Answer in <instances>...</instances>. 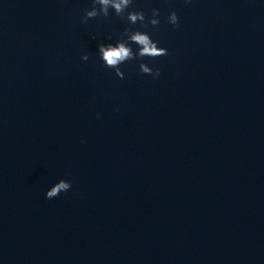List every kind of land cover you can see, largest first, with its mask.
Instances as JSON below:
<instances>
[{"label":"water","instance_id":"water-1","mask_svg":"<svg viewBox=\"0 0 264 264\" xmlns=\"http://www.w3.org/2000/svg\"><path fill=\"white\" fill-rule=\"evenodd\" d=\"M93 2L0 0V264H264V0Z\"/></svg>","mask_w":264,"mask_h":264},{"label":"clouds","instance_id":"clouds-1","mask_svg":"<svg viewBox=\"0 0 264 264\" xmlns=\"http://www.w3.org/2000/svg\"><path fill=\"white\" fill-rule=\"evenodd\" d=\"M132 0H94L92 10H86V15L84 16V22H87L90 18H95L99 15L104 17L109 16V7L115 10L117 16L124 17L126 10L131 6ZM96 5L100 7L97 8ZM153 19H151L150 24L152 26H157L160 21L155 17L160 15L158 9H153L152 11ZM127 20L131 25H135L138 22L142 24L143 27H147L145 24L146 17L143 12H130L127 15ZM170 24L174 26H179V20L177 14L172 12L168 17ZM127 37V40H122L117 42L116 45L100 43L98 46V51L101 55L104 66L107 68L115 69L116 75L120 79H124V73L120 69V65L127 61L144 58L156 59L162 56L168 55L165 48L158 47V42H154L147 33H142L140 31H131L129 28L123 33ZM94 38V37H93ZM134 43L138 46V51L133 52V49L129 46ZM82 60L88 61L89 56L83 55ZM140 70L145 75H151L154 79H158L161 75V71L156 69L155 71L145 63L139 65ZM119 111V109H116ZM71 182L66 180H61L56 183L50 190L46 193V199L57 198L62 192H68L71 189Z\"/></svg>","mask_w":264,"mask_h":264}]
</instances>
